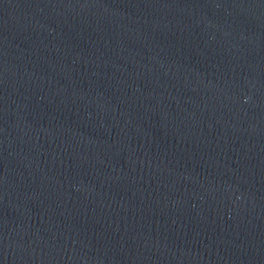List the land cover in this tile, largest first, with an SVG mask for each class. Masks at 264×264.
<instances>
[{
	"label": "water",
	"instance_id": "1",
	"mask_svg": "<svg viewBox=\"0 0 264 264\" xmlns=\"http://www.w3.org/2000/svg\"><path fill=\"white\" fill-rule=\"evenodd\" d=\"M0 264H264V0H0Z\"/></svg>",
	"mask_w": 264,
	"mask_h": 264
}]
</instances>
